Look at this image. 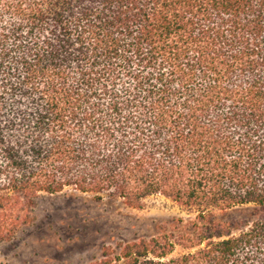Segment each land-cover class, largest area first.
<instances>
[{"label": "trees", "instance_id": "obj_1", "mask_svg": "<svg viewBox=\"0 0 264 264\" xmlns=\"http://www.w3.org/2000/svg\"><path fill=\"white\" fill-rule=\"evenodd\" d=\"M66 190L184 214L91 264H264V0H0V241Z\"/></svg>", "mask_w": 264, "mask_h": 264}, {"label": "rangeland", "instance_id": "obj_2", "mask_svg": "<svg viewBox=\"0 0 264 264\" xmlns=\"http://www.w3.org/2000/svg\"><path fill=\"white\" fill-rule=\"evenodd\" d=\"M183 215L161 196L135 209L119 199L73 190L41 194L29 210L28 223L0 241V264H91L103 246L157 235L161 226ZM249 216L241 207L230 211L226 220Z\"/></svg>", "mask_w": 264, "mask_h": 264}]
</instances>
